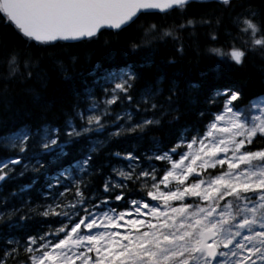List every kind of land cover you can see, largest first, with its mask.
<instances>
[{"label":"snow or ice","instance_id":"obj_1","mask_svg":"<svg viewBox=\"0 0 264 264\" xmlns=\"http://www.w3.org/2000/svg\"><path fill=\"white\" fill-rule=\"evenodd\" d=\"M53 76L0 123V264H264V0H0V96Z\"/></svg>","mask_w":264,"mask_h":264},{"label":"trees","instance_id":"obj_2","mask_svg":"<svg viewBox=\"0 0 264 264\" xmlns=\"http://www.w3.org/2000/svg\"><path fill=\"white\" fill-rule=\"evenodd\" d=\"M157 19L161 18L157 17ZM169 22L171 21L169 20ZM60 51V48L48 50L49 54L59 53ZM63 51L79 58L80 63L76 67V72H86L97 61H106L105 54L97 50L95 45L63 46ZM182 71L185 75L192 78L199 77L201 72H208V81L214 82L216 80V73L212 71L207 61L197 64L193 59L191 64L186 63L182 66ZM242 71L244 74L241 75L240 72H237L235 79L247 83L251 92H258L261 88L258 69L250 62L249 66ZM226 79L227 77L220 82H225ZM65 88L66 85L57 76H53L47 88L41 89L37 87L32 94H27L20 87L13 85L7 96H0V123H15L27 115L41 116L46 114L49 118L58 117L60 115L58 109H49L38 105L34 96H42L46 102L53 103L63 93Z\"/></svg>","mask_w":264,"mask_h":264}]
</instances>
